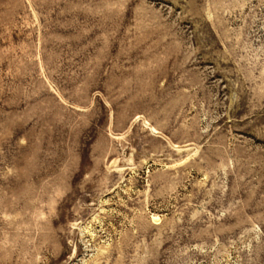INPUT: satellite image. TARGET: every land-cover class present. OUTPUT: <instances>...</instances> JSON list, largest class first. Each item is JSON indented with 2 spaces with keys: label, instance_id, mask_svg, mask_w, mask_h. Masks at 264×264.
I'll return each mask as SVG.
<instances>
[{
  "label": "rangeland",
  "instance_id": "374dc122",
  "mask_svg": "<svg viewBox=\"0 0 264 264\" xmlns=\"http://www.w3.org/2000/svg\"><path fill=\"white\" fill-rule=\"evenodd\" d=\"M0 264H264V0H0Z\"/></svg>",
  "mask_w": 264,
  "mask_h": 264
}]
</instances>
